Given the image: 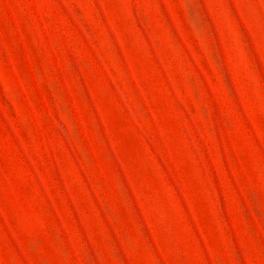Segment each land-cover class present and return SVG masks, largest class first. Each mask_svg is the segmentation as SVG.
<instances>
[{
  "label": "rangeland",
  "instance_id": "rangeland-1",
  "mask_svg": "<svg viewBox=\"0 0 264 264\" xmlns=\"http://www.w3.org/2000/svg\"><path fill=\"white\" fill-rule=\"evenodd\" d=\"M0 264H264V0H0Z\"/></svg>",
  "mask_w": 264,
  "mask_h": 264
}]
</instances>
